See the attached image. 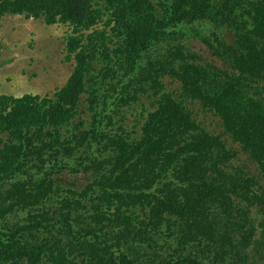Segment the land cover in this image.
Listing matches in <instances>:
<instances>
[{
	"label": "trees",
	"instance_id": "16d2710c",
	"mask_svg": "<svg viewBox=\"0 0 264 264\" xmlns=\"http://www.w3.org/2000/svg\"><path fill=\"white\" fill-rule=\"evenodd\" d=\"M8 13L67 25L74 67L51 97L0 93V264H264V0H0ZM151 89L140 137L106 129Z\"/></svg>",
	"mask_w": 264,
	"mask_h": 264
},
{
	"label": "rangeland",
	"instance_id": "374dc122",
	"mask_svg": "<svg viewBox=\"0 0 264 264\" xmlns=\"http://www.w3.org/2000/svg\"><path fill=\"white\" fill-rule=\"evenodd\" d=\"M70 33L67 25L63 23L47 24L40 18H28L23 14H5L0 17V93L13 94L20 96L25 93H35L40 96L51 97L56 89L64 85L69 78L74 61L68 60L65 49L66 36ZM231 36V34H229ZM196 50L204 46L200 40L192 39L190 45ZM221 64L219 58H215ZM173 78H166L165 83L169 90L177 93L179 82ZM172 82V84H170ZM170 85H169V84ZM176 87V88H175ZM105 91V90H104ZM157 96L153 90L141 94L133 106H120V110L115 111V121L113 126L106 127L113 132L120 131L119 126L123 127L130 139L138 138L141 135V125L145 120L143 111L153 110L156 107ZM188 103V102H187ZM189 107L194 110L196 118L210 131L215 133L222 132V125L219 116L209 110H203L197 102H189ZM110 106V107H109ZM115 104L109 100L107 113H113ZM100 107L103 104L100 103ZM116 109V108H115ZM78 114L73 119V123L78 125L80 130L90 127L92 113L86 101L83 99L79 103ZM144 119V120H143ZM84 123L81 124L80 121ZM128 137V138H129ZM227 143L230 137L226 135ZM237 145V144H236ZM248 155L239 152L236 164L244 163L246 168L252 173L259 175L255 163L249 160ZM70 166H73L71 163ZM60 183L65 185L75 180L76 185L86 183L88 180L85 174L64 170L58 173ZM259 180L264 185V176L259 175ZM70 185V184H69ZM261 228H258V231Z\"/></svg>",
	"mask_w": 264,
	"mask_h": 264
},
{
	"label": "clouds",
	"instance_id": "9594fccd",
	"mask_svg": "<svg viewBox=\"0 0 264 264\" xmlns=\"http://www.w3.org/2000/svg\"><path fill=\"white\" fill-rule=\"evenodd\" d=\"M21 96V95H20Z\"/></svg>",
	"mask_w": 264,
	"mask_h": 264
}]
</instances>
